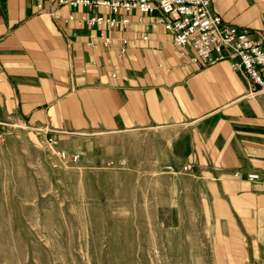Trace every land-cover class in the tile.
I'll list each match as a JSON object with an SVG mask.
<instances>
[{
	"label": "crops",
	"instance_id": "crops-1",
	"mask_svg": "<svg viewBox=\"0 0 264 264\" xmlns=\"http://www.w3.org/2000/svg\"><path fill=\"white\" fill-rule=\"evenodd\" d=\"M211 5L264 47V0ZM70 14L91 12L0 0V129L31 130L63 145L135 134L137 150H151L158 166H193L172 174L173 200L190 205L185 219L199 221L193 234L210 253L207 264H264V93L251 94L229 61L200 67L181 58L156 22L159 13L133 11L125 33L66 23ZM123 36L130 42L120 57ZM252 172L261 181H250Z\"/></svg>",
	"mask_w": 264,
	"mask_h": 264
},
{
	"label": "rangeland",
	"instance_id": "rangeland-1",
	"mask_svg": "<svg viewBox=\"0 0 264 264\" xmlns=\"http://www.w3.org/2000/svg\"><path fill=\"white\" fill-rule=\"evenodd\" d=\"M0 135V264L208 263L199 221L173 200L172 174L185 171L158 166L135 134L64 145L14 126Z\"/></svg>",
	"mask_w": 264,
	"mask_h": 264
},
{
	"label": "built area",
	"instance_id": "built-area-1",
	"mask_svg": "<svg viewBox=\"0 0 264 264\" xmlns=\"http://www.w3.org/2000/svg\"><path fill=\"white\" fill-rule=\"evenodd\" d=\"M57 8L67 7L78 10L86 8L91 14L76 17L70 14L64 21H75L79 25H88L95 29L107 26L123 33L132 27L131 13L138 11L150 15L159 13L157 24L172 34V41L181 58L200 67H210L223 61L231 62L248 80L250 93H264V47L254 41L251 30L236 27L225 21L212 10L211 0H46ZM58 20L56 12L52 14ZM97 37V36H93ZM105 46L110 39L101 34ZM148 37H144L147 40ZM129 38L120 39L119 56L128 51ZM89 46L96 47L91 40ZM2 135H0V143ZM49 143L57 145L50 140ZM66 157V153H63ZM79 154L73 157L78 160ZM121 165L124 162L120 163ZM174 170L172 166L167 168ZM183 171L192 172L193 166L188 164ZM250 181L259 182L262 177L258 172L248 174Z\"/></svg>",
	"mask_w": 264,
	"mask_h": 264
}]
</instances>
